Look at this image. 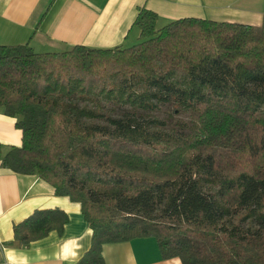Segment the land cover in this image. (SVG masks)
Instances as JSON below:
<instances>
[{"label":"trees","instance_id":"1","mask_svg":"<svg viewBox=\"0 0 264 264\" xmlns=\"http://www.w3.org/2000/svg\"><path fill=\"white\" fill-rule=\"evenodd\" d=\"M157 18L138 8L129 46L0 44V110L21 131L20 145L0 144V163L79 203L91 238L76 264H105L104 244L142 237L183 264H264V11L258 25ZM89 94L189 109L196 125L168 139L133 113L102 124L79 105ZM249 217L255 227L242 225ZM67 222L59 208L35 209L11 244L61 234Z\"/></svg>","mask_w":264,"mask_h":264},{"label":"crops","instance_id":"2","mask_svg":"<svg viewBox=\"0 0 264 264\" xmlns=\"http://www.w3.org/2000/svg\"><path fill=\"white\" fill-rule=\"evenodd\" d=\"M154 11L156 22L195 16L258 25L264 0H0V44L28 43L35 51H64L74 44L107 48L136 43L133 25L138 8ZM15 118L0 110L2 153L20 145ZM59 208L68 215L61 234L50 231L27 247L11 244L13 226L35 209ZM91 228L80 205L36 174H24L0 163V264H76L90 245ZM105 264H172L162 259L152 237L102 246Z\"/></svg>","mask_w":264,"mask_h":264},{"label":"rangeland","instance_id":"3","mask_svg":"<svg viewBox=\"0 0 264 264\" xmlns=\"http://www.w3.org/2000/svg\"><path fill=\"white\" fill-rule=\"evenodd\" d=\"M161 22H156V26H160ZM78 98V96H75ZM79 105L87 108L95 113H97V117L94 121L104 124L106 118L109 117H118L123 113H133L135 117L141 122L143 119L152 120L154 123L151 126L150 130H155L160 132L161 137H166L171 139L173 137L182 138L186 137L191 133L196 123L193 117L190 114L189 109H178L175 110L170 104L164 103L158 105L155 110L152 111H144L133 108L129 105H123L117 100L113 99H104L103 96L96 94H89L88 97L79 100ZM167 136H166V135ZM169 136V137H168ZM210 189L215 190V187H210ZM228 219L232 216V222H236L237 215L236 213L242 214V208H237V210L233 211L229 210ZM236 212V213H235ZM251 217L248 220H245L242 225L243 226H251L255 227V224H252ZM231 221V220H230ZM251 221V223H249Z\"/></svg>","mask_w":264,"mask_h":264},{"label":"clouds","instance_id":"4","mask_svg":"<svg viewBox=\"0 0 264 264\" xmlns=\"http://www.w3.org/2000/svg\"><path fill=\"white\" fill-rule=\"evenodd\" d=\"M172 264H183V261L180 257L173 258Z\"/></svg>","mask_w":264,"mask_h":264}]
</instances>
